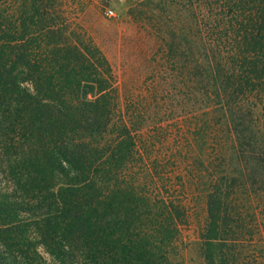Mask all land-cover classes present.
Returning <instances> with one entry per match:
<instances>
[{
	"label": "trees",
	"instance_id": "obj_1",
	"mask_svg": "<svg viewBox=\"0 0 264 264\" xmlns=\"http://www.w3.org/2000/svg\"><path fill=\"white\" fill-rule=\"evenodd\" d=\"M73 3L0 0V264H264V0H142L149 96Z\"/></svg>",
	"mask_w": 264,
	"mask_h": 264
},
{
	"label": "rangeland",
	"instance_id": "obj_2",
	"mask_svg": "<svg viewBox=\"0 0 264 264\" xmlns=\"http://www.w3.org/2000/svg\"><path fill=\"white\" fill-rule=\"evenodd\" d=\"M70 10L74 0H68ZM66 0V2L68 3ZM85 10L79 19L93 36L108 58L115 74L121 96H149L146 89L150 82L151 68L155 65L152 55L155 40L150 36V17L136 14L142 0H82ZM146 1V0H143ZM112 9V13L108 9ZM69 13L75 14V12ZM147 16V17H146ZM188 206L187 217L179 225L180 249L184 264H203L200 252L199 230L203 221L204 207L201 202Z\"/></svg>",
	"mask_w": 264,
	"mask_h": 264
},
{
	"label": "built area",
	"instance_id": "obj_3",
	"mask_svg": "<svg viewBox=\"0 0 264 264\" xmlns=\"http://www.w3.org/2000/svg\"><path fill=\"white\" fill-rule=\"evenodd\" d=\"M108 11L110 12V13H112V9L110 8V9H108Z\"/></svg>",
	"mask_w": 264,
	"mask_h": 264
}]
</instances>
